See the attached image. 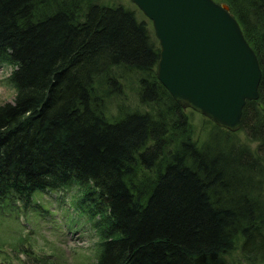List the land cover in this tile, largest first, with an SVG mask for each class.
Masks as SVG:
<instances>
[{"label": "trees", "instance_id": "16d2710c", "mask_svg": "<svg viewBox=\"0 0 264 264\" xmlns=\"http://www.w3.org/2000/svg\"><path fill=\"white\" fill-rule=\"evenodd\" d=\"M215 1L262 76L240 129L207 118L200 139L156 77L158 40L137 8L0 0V63L16 92L0 106V203L46 211L37 191L76 187L74 209L99 238L93 264H264V0ZM132 75L141 109L110 118L106 98ZM24 250L22 264H46Z\"/></svg>", "mask_w": 264, "mask_h": 264}, {"label": "water", "instance_id": "95a60500", "mask_svg": "<svg viewBox=\"0 0 264 264\" xmlns=\"http://www.w3.org/2000/svg\"><path fill=\"white\" fill-rule=\"evenodd\" d=\"M159 44L156 77L183 109L231 132L246 100H257L258 57L229 5L215 0H130Z\"/></svg>", "mask_w": 264, "mask_h": 264}, {"label": "rangeland", "instance_id": "374dc122", "mask_svg": "<svg viewBox=\"0 0 264 264\" xmlns=\"http://www.w3.org/2000/svg\"><path fill=\"white\" fill-rule=\"evenodd\" d=\"M93 1L107 5L120 3L137 8L130 0ZM137 12L138 16L146 17L138 8ZM8 69L7 64L0 63V97L4 98V103L12 102L16 94L7 79ZM134 75L128 76L127 81H124L125 94L106 98L105 112L110 118L116 117L121 108L141 109L136 96L137 82ZM184 110L192 122L195 136L203 139L212 125L200 113L190 108ZM242 136L243 133H240L241 139ZM256 144L254 141L251 147ZM81 194L74 186L45 193L37 191L33 199L40 202L46 211L31 206L26 210L18 209L9 201L0 203V264H21L23 249H31L32 254L46 264H93L99 238L92 226L93 219L90 220L86 214L74 209L72 200L74 198L78 203ZM82 204L87 207L84 202ZM24 252L27 253L25 250ZM232 257L239 259L235 255Z\"/></svg>", "mask_w": 264, "mask_h": 264}, {"label": "bare ground", "instance_id": "6f19581e", "mask_svg": "<svg viewBox=\"0 0 264 264\" xmlns=\"http://www.w3.org/2000/svg\"><path fill=\"white\" fill-rule=\"evenodd\" d=\"M7 65H8V64H7ZM8 68H9V69H8V70H9V71H8V72H9L8 75H10L11 72H12V70H13V66H12V65H8ZM8 77H9V76H8ZM222 128H223V127H222ZM225 129H226V128H225Z\"/></svg>", "mask_w": 264, "mask_h": 264}, {"label": "clouds", "instance_id": "9594fccd", "mask_svg": "<svg viewBox=\"0 0 264 264\" xmlns=\"http://www.w3.org/2000/svg\"><path fill=\"white\" fill-rule=\"evenodd\" d=\"M4 103V98L3 97H0V106H2Z\"/></svg>", "mask_w": 264, "mask_h": 264}]
</instances>
